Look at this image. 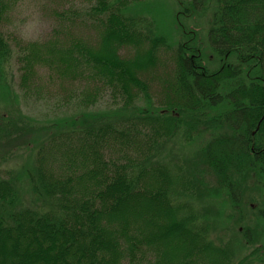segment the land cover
Returning <instances> with one entry per match:
<instances>
[{
	"label": "trees",
	"instance_id": "1",
	"mask_svg": "<svg viewBox=\"0 0 264 264\" xmlns=\"http://www.w3.org/2000/svg\"><path fill=\"white\" fill-rule=\"evenodd\" d=\"M138 2L68 1L54 11L63 30L39 42L4 31L13 2L0 0V105L55 75L70 90L52 120L0 112V144L30 151L0 169V264H264V0H173L209 16L204 47L178 25L171 40L161 18L153 29ZM162 48L173 60L157 103ZM170 143L186 166L162 158ZM223 209L227 243L212 237Z\"/></svg>",
	"mask_w": 264,
	"mask_h": 264
},
{
	"label": "rangeland",
	"instance_id": "2",
	"mask_svg": "<svg viewBox=\"0 0 264 264\" xmlns=\"http://www.w3.org/2000/svg\"><path fill=\"white\" fill-rule=\"evenodd\" d=\"M73 2V4H80L83 0H12L13 7L11 10L10 18L5 23L4 31L10 33V37L17 38L19 41H46L50 36L60 33L63 30V25L60 22V19L56 18L54 11L62 10L63 4L67 5V2ZM136 1V0H134ZM138 4L134 7V10L131 12L135 15L144 16L151 22H153L152 28H160L159 22H164L163 31L164 33L171 32L172 39L174 42L177 40L179 36L178 26L179 28L184 29L185 33L191 34V40H195L198 42L200 46H205V28L207 27V20L209 16H196L193 13H181L177 12V8L174 6L173 0H138ZM85 3V0H84ZM153 3L154 6L151 7L153 11H156L157 7H160L163 11H168L167 16L169 15V11L175 10V15H173V24L167 22V17H161V14H154L149 12H145V9L150 10L147 5ZM131 9V8H130ZM169 18V17H168ZM178 25V26H177ZM167 29H166V28ZM90 34L92 30L88 31ZM15 36V37H14ZM171 48H162L159 52H157V63L155 73L151 77L150 89L151 95L153 96V101L159 103V98L162 96V87L164 85V79L167 76L168 71L170 70V64L172 63V55ZM125 52H134V48L129 46L128 49L122 50ZM209 56V57H208ZM13 60H11V68L7 76V82L10 84L11 89L17 91L16 85V72L14 69ZM205 63L212 65L213 57L208 52L207 59H205ZM15 75V78H14ZM67 83L60 82L58 80V76L55 75L53 81L48 85L45 82L42 83L41 87L36 90L29 92L28 94L21 95L19 98V102L13 101L11 106L8 107H0V112L8 115V117H12V119L16 118L17 112L20 110L21 113L26 115V117L38 118L40 120H45L46 118H50L51 120L62 115L64 112L66 113L69 108V105L63 104V100L70 95L69 86ZM108 96L105 95L102 100H100V104L97 103V107L99 105L107 106L109 104ZM26 119V118H25ZM2 120V119H0ZM3 121V120H2ZM8 122V121H7ZM16 124H20L21 120L16 118ZM14 137V132L10 134ZM25 138V137H24ZM24 138H19L24 140ZM2 141V140H1ZM19 143L20 140H18ZM24 142V141H23ZM3 142L0 144V169L13 170L19 169L22 164H26L25 160H29V149L22 144L20 147L13 150V146L6 145L3 146ZM191 147H186L185 150H195V146L193 144ZM5 149L8 151L5 153ZM1 152H3V157L1 158ZM162 158L167 161H175L180 162L184 166H186V162L182 158L183 152L180 150L179 144L175 145L174 143H170L163 151ZM161 156V155H160ZM185 162V163H184ZM190 165V162L188 163ZM24 201L28 203L31 201V195L24 194ZM207 203V201H206ZM218 203V202H217ZM197 205V204H196ZM199 208V205H197ZM228 210V209H226ZM216 221H214V229L212 231V237L218 242H228L233 237L231 235L230 229L227 228L228 224L225 222V214L227 213L225 209H223L224 214H217L215 211H211ZM238 229V228H237ZM236 231V230H235ZM234 231V232H235ZM238 232V230H237ZM238 234V233H237ZM260 237H262L260 235ZM259 237V238H260ZM219 238V240H218ZM223 240V241H222ZM258 243H261L258 240ZM248 250V247H245ZM244 252V251H243ZM242 252V253H243ZM237 256L241 255L240 252L236 254Z\"/></svg>",
	"mask_w": 264,
	"mask_h": 264
}]
</instances>
